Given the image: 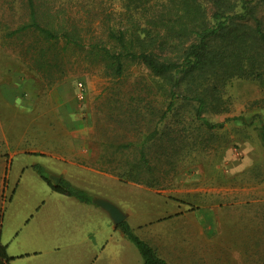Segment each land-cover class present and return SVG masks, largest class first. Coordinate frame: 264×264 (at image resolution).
I'll list each match as a JSON object with an SVG mask.
<instances>
[{
    "label": "rangeland",
    "instance_id": "obj_1",
    "mask_svg": "<svg viewBox=\"0 0 264 264\" xmlns=\"http://www.w3.org/2000/svg\"><path fill=\"white\" fill-rule=\"evenodd\" d=\"M17 1L0 0V199L6 204L21 178L12 206L16 221L5 222L2 231L23 230L24 214L52 195L32 169L21 175L34 160L22 152L52 154L63 141L66 146L71 141V146L77 139L89 149L91 166L110 170L129 184L112 182L104 190L100 177L89 174L93 179H88L85 174L80 184L70 185L91 198L101 196L117 204L138 239L161 232V245H172L178 264H264V148L258 137L264 105L257 103L258 83L232 80L223 93L227 113L206 115L211 123L239 116L245 122L228 121L222 129L206 131L191 121L192 107L185 106L181 116L167 118L165 127L158 125L162 102L147 89L154 79L142 66L128 65L121 78H113L86 52H61L60 43L55 51H46L57 60L38 71L29 58L34 38L6 37L23 19ZM95 1L104 12L118 9L117 0ZM68 10L72 16L78 12L73 6ZM98 23L84 27L96 34ZM78 83L83 85L81 101ZM155 129L175 138L174 147L145 144ZM4 176L7 186L2 191ZM192 212L214 223L207 236L197 235ZM4 213L9 216L10 205ZM168 221L170 226L163 228L161 223Z\"/></svg>",
    "mask_w": 264,
    "mask_h": 264
},
{
    "label": "trees",
    "instance_id": "obj_2",
    "mask_svg": "<svg viewBox=\"0 0 264 264\" xmlns=\"http://www.w3.org/2000/svg\"><path fill=\"white\" fill-rule=\"evenodd\" d=\"M117 2V10L104 12L95 0H19L23 19L6 37L34 38L36 47L30 46L34 54L29 58L38 71L57 60L49 58L46 51H55L60 43L61 52L71 48L86 52L113 78H121L128 65L144 67L154 79L147 89L154 90L162 102L158 125L164 126L169 117L181 116L185 106L192 107L191 121L206 131L222 129L228 121L245 122L241 116L222 123L206 118L207 114L227 113L223 93L234 79L256 81L261 92L257 103L264 105V0ZM72 6L78 9L76 16L68 10ZM95 21L100 30L90 34L84 24ZM258 137L264 148L263 123ZM146 139L145 144L159 142L164 149V145L174 147L176 141L163 129H155ZM141 160L146 163L142 149ZM32 168L54 192L91 203L84 191L63 180L52 186L42 168ZM117 229L136 247L142 264H167L125 221ZM9 260L0 245V264Z\"/></svg>",
    "mask_w": 264,
    "mask_h": 264
},
{
    "label": "crops",
    "instance_id": "obj_3",
    "mask_svg": "<svg viewBox=\"0 0 264 264\" xmlns=\"http://www.w3.org/2000/svg\"><path fill=\"white\" fill-rule=\"evenodd\" d=\"M59 107L65 110L63 105H59ZM76 140L71 146V141H67L68 146L63 141L58 148L55 147L54 150H51L52 154L45 150L22 152L29 154L34 160L31 162L33 164L21 169V175H24L28 168L33 170L32 166L37 165L47 173L48 177L54 174L60 179V182L63 180L69 184H80L82 182L80 179L85 174L88 179H93L92 176L100 177L103 180L104 190L112 182L115 185L121 182L128 183L121 177L114 175L110 170L97 169L95 166H91L89 149L84 147L82 141ZM72 172L79 173V177L77 178ZM35 174L38 176L36 172ZM38 179L41 180L39 176ZM42 182L44 181L42 180ZM50 182L52 186H57L52 181ZM44 184L52 192V195L47 196L39 205L38 202H35L34 207H31L29 212L24 214L22 219L23 230L2 231L5 222L10 224L12 220L16 221L13 218L14 208L12 206L14 198L17 197L16 192L21 186V178L14 184L8 199L9 203L6 204L0 199V245L5 248L6 256L10 259L8 264H141L136 252L137 249L135 250L136 247H133L134 245L120 230L114 229L108 215L92 203L94 197L97 196L91 195V203H84L73 197L56 193L47 183L44 182ZM78 184L74 185L77 186ZM6 186L4 176L1 182L2 191L5 190ZM133 186L142 188L138 185ZM109 192L113 196L116 195L111 190ZM98 198L112 203L121 212H124L108 198L101 196ZM113 199L116 200L117 198ZM6 205H10L11 213L5 217L4 208ZM192 213L196 221L195 223L192 222L197 235L207 236V232L209 233L211 228H214V223L205 221L202 214ZM1 220L3 221L1 222ZM127 220L128 215L125 219L126 223ZM170 222H163L161 225L165 224L163 228H167L170 226ZM127 225L133 233L134 228L128 223ZM162 236L161 232L152 233V235L149 233L143 242L149 245L165 263L178 264L172 245L170 243L166 246L161 245Z\"/></svg>",
    "mask_w": 264,
    "mask_h": 264
},
{
    "label": "water",
    "instance_id": "obj_4",
    "mask_svg": "<svg viewBox=\"0 0 264 264\" xmlns=\"http://www.w3.org/2000/svg\"><path fill=\"white\" fill-rule=\"evenodd\" d=\"M48 178L53 182L54 185H58L60 182V179L54 175H50ZM92 203H94L108 215L112 221L114 229H116L123 221H125L127 217V215L121 212L115 205L104 199L95 198L92 200Z\"/></svg>",
    "mask_w": 264,
    "mask_h": 264
},
{
    "label": "built area",
    "instance_id": "obj_5",
    "mask_svg": "<svg viewBox=\"0 0 264 264\" xmlns=\"http://www.w3.org/2000/svg\"><path fill=\"white\" fill-rule=\"evenodd\" d=\"M77 88H78V95H77V98H78V100H83V98H84V94H83V85H82V83H78L77 84Z\"/></svg>",
    "mask_w": 264,
    "mask_h": 264
}]
</instances>
